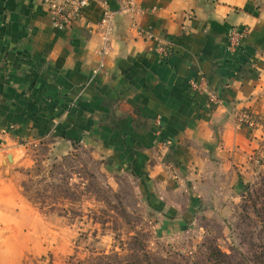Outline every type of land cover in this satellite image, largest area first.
I'll use <instances>...</instances> for the list:
<instances>
[{
	"label": "crops",
	"instance_id": "0c3cea01",
	"mask_svg": "<svg viewBox=\"0 0 264 264\" xmlns=\"http://www.w3.org/2000/svg\"><path fill=\"white\" fill-rule=\"evenodd\" d=\"M135 3L127 13L124 0H92L60 30L45 0H0V237L36 234L20 223L36 213L14 177L26 148L46 140L82 142L112 171H138L159 200L187 190L206 215L264 152V127L239 120L264 118V0ZM107 10L109 32L98 28ZM202 79L216 103L191 89Z\"/></svg>",
	"mask_w": 264,
	"mask_h": 264
},
{
	"label": "rangeland",
	"instance_id": "374dc122",
	"mask_svg": "<svg viewBox=\"0 0 264 264\" xmlns=\"http://www.w3.org/2000/svg\"><path fill=\"white\" fill-rule=\"evenodd\" d=\"M82 144L26 148L14 179L36 213L20 223L36 234L0 237V264H264V152L206 215L191 192L159 200L141 173L112 171L109 157Z\"/></svg>",
	"mask_w": 264,
	"mask_h": 264
},
{
	"label": "built area",
	"instance_id": "2783aa9c",
	"mask_svg": "<svg viewBox=\"0 0 264 264\" xmlns=\"http://www.w3.org/2000/svg\"><path fill=\"white\" fill-rule=\"evenodd\" d=\"M92 0H45L48 5V13L50 15L52 25L60 30H70L75 23L81 21L85 17V11L91 4ZM125 6L122 11L131 12L138 10L135 0H124ZM113 12L107 10L104 12L101 18L98 28L104 29L105 32H109L111 23L113 22ZM231 40L234 45L243 38V34L237 32L234 29L231 32ZM171 42H167L165 46H160L159 51L165 56H168L171 50ZM190 87L196 92L208 93L209 103L213 104L217 102L216 96L209 90L208 82L206 79H202L200 82L192 80ZM239 120L244 124L249 131L254 132L260 127H264V118L259 117L251 111L241 112Z\"/></svg>",
	"mask_w": 264,
	"mask_h": 264
},
{
	"label": "trees",
	"instance_id": "16d2710c",
	"mask_svg": "<svg viewBox=\"0 0 264 264\" xmlns=\"http://www.w3.org/2000/svg\"><path fill=\"white\" fill-rule=\"evenodd\" d=\"M137 172H138V171H137ZM134 173H136V171H134ZM136 175H137V173H136ZM141 183H142V185H143L144 188H145L146 194H148V190H147L148 185H147V183L145 182V180H144L143 178H141Z\"/></svg>",
	"mask_w": 264,
	"mask_h": 264
},
{
	"label": "water",
	"instance_id": "95a60500",
	"mask_svg": "<svg viewBox=\"0 0 264 264\" xmlns=\"http://www.w3.org/2000/svg\"><path fill=\"white\" fill-rule=\"evenodd\" d=\"M8 159H9L10 161H12V156H11V155H9V156H8Z\"/></svg>",
	"mask_w": 264,
	"mask_h": 264
}]
</instances>
